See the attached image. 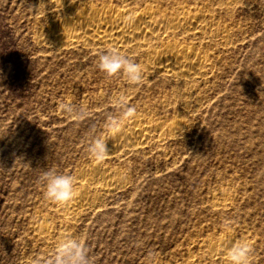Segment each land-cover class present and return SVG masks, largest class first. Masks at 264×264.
<instances>
[{
	"label": "rangeland",
	"instance_id": "obj_1",
	"mask_svg": "<svg viewBox=\"0 0 264 264\" xmlns=\"http://www.w3.org/2000/svg\"><path fill=\"white\" fill-rule=\"evenodd\" d=\"M54 2L0 0V264H222L201 247L219 237L264 264V0H65L204 10L208 34H170L209 58L191 86L140 52L52 45ZM136 119L165 127L105 155ZM80 193L85 210H66Z\"/></svg>",
	"mask_w": 264,
	"mask_h": 264
},
{
	"label": "bare ground",
	"instance_id": "obj_2",
	"mask_svg": "<svg viewBox=\"0 0 264 264\" xmlns=\"http://www.w3.org/2000/svg\"><path fill=\"white\" fill-rule=\"evenodd\" d=\"M131 1L133 0H120V3L125 8L130 5ZM106 5L102 3L101 7L97 8L89 3L81 2L77 7L72 8L65 0H55L54 7L65 13V19L61 24H52V45L63 47L78 44L83 47H104L108 48L109 51L140 52L145 57L144 70L148 72L155 69L154 71L161 72L184 85L191 86L196 80H204L209 74L207 69L211 64L206 55L193 45L181 46L176 40L173 41V37L171 39L170 36V34L179 31L201 37L207 29L210 30V27L212 29L214 25H212V18L210 15L207 16L204 10L191 11L186 10L182 5H177L174 13L169 17L165 12L150 6L129 11L112 9ZM223 30H216L215 36H219L220 39L225 38L227 35ZM153 43H160V45L156 44L157 46L153 45L152 47ZM181 126L183 124L181 125L177 120L170 122L167 128L169 131L176 132L181 130ZM164 127L162 123L136 119L127 130L128 134L124 132L126 136H113L115 137L113 140L105 143V155L110 154L114 149H121L124 154L129 153L132 149L145 145L151 138L150 133L153 131L161 133ZM79 181H84L83 176L79 177ZM88 184L94 188L97 183L90 181ZM112 187L114 186L111 181L101 183V190L104 193ZM82 193L75 194L74 197L65 202L66 210L74 214L85 210L87 200ZM230 240L219 237L217 242L201 247L205 248L209 259L217 260L222 264H242V261L232 258L233 248ZM241 246L243 248L244 246L248 247L245 244ZM197 262L191 259L185 260L183 264H198Z\"/></svg>",
	"mask_w": 264,
	"mask_h": 264
}]
</instances>
